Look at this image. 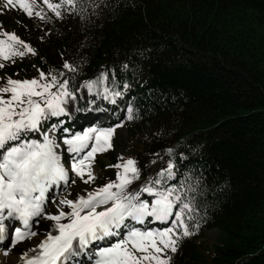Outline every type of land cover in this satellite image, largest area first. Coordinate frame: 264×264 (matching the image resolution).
Here are the masks:
<instances>
[{"label":"trees","instance_id":"16d2710c","mask_svg":"<svg viewBox=\"0 0 264 264\" xmlns=\"http://www.w3.org/2000/svg\"><path fill=\"white\" fill-rule=\"evenodd\" d=\"M97 3L62 19L44 6L46 20L4 7L9 16L0 15V29L14 31L35 55L2 61L0 85L75 63L80 92L69 107L78 108L91 96L82 82L108 70L111 84L114 68L117 89L136 90L121 155L140 169L131 184H143L169 159L176 165L169 183L200 178L199 229L181 240L171 264H264V0ZM117 157L111 147L100 163ZM105 173L101 183L114 178L113 169ZM212 229L220 235L203 250L200 238Z\"/></svg>","mask_w":264,"mask_h":264},{"label":"snow or ice","instance_id":"6c2138e0","mask_svg":"<svg viewBox=\"0 0 264 264\" xmlns=\"http://www.w3.org/2000/svg\"><path fill=\"white\" fill-rule=\"evenodd\" d=\"M6 4L18 5L29 17L41 20L48 19L44 6L59 19L65 13L83 14L89 6L93 10L99 7L97 0H43L42 5L36 0H6ZM28 54L35 55L31 44L14 31L0 29V67L2 61L15 62V57ZM127 67L120 66L122 71ZM61 69L41 70L32 79L6 77L0 85V249L8 255L17 245L30 241L37 235L34 225L43 220V239L18 249L21 264H66L81 254L92 264H171L181 240L199 229L196 195L200 187V178L191 174L169 183L176 176L172 159L132 191L128 186L139 178L140 169L133 158L121 157L123 162L115 165V180L85 190L76 199L64 197L57 202L54 191L49 199L50 189L61 182L67 190L70 171L85 183L94 179L86 162L112 147L115 127L121 126L92 125L74 131L62 127L65 122L58 119L41 131L42 122L67 115L69 102H75L80 92L75 87L79 66L65 61ZM111 73V84L109 71L104 70L81 87L115 103L122 92L117 89L114 68ZM127 119H134L131 106ZM58 130L66 134L59 141ZM29 134L40 138H29ZM167 151L171 154L173 150ZM143 194L147 195L141 198ZM156 223L161 226H154Z\"/></svg>","mask_w":264,"mask_h":264},{"label":"rangeland","instance_id":"374dc122","mask_svg":"<svg viewBox=\"0 0 264 264\" xmlns=\"http://www.w3.org/2000/svg\"><path fill=\"white\" fill-rule=\"evenodd\" d=\"M4 2H6V0H0V15H4V16L8 17L9 16L8 9L4 8L5 6H3V4H2ZM9 19H10V17H9ZM11 23H13V22H11L9 20L8 25H6V26L9 27V25H11ZM21 59H22L21 57H15L14 58L15 61H19ZM115 133L116 134H113V135H115V137L112 136V138H111V143H112V141L114 142L117 155L120 153L123 154L126 151V146L128 145L127 130L124 128H118V131L117 132L115 131ZM92 162L93 161H91V163ZM93 163H94V166L91 167V170L94 173V179L88 183H85L84 180H82L81 178L75 179V183H71L69 189L61 195V198L66 197L68 199H76L78 194L84 195L85 190L90 191L91 189L100 186L99 183H100L102 174L107 169L104 170L102 168L101 164L99 163V160H98V162L95 161ZM106 164H107L108 168L114 169L116 171V175H117L118 169L115 167V165H117L118 163L114 164L111 162H107ZM116 175H115V178H116ZM86 178H87V173H85V179ZM132 190H128V191H132ZM64 209H67V206H65ZM45 223H46V221H45ZM41 227L44 228V225H41ZM219 235L220 234H219L218 229H212V230L206 231L203 234V236L200 238V242H201V245L203 247V250L206 249L208 246H211L218 239ZM12 257H14V255ZM15 259H17V257Z\"/></svg>","mask_w":264,"mask_h":264},{"label":"bare ground","instance_id":"6f19581e","mask_svg":"<svg viewBox=\"0 0 264 264\" xmlns=\"http://www.w3.org/2000/svg\"><path fill=\"white\" fill-rule=\"evenodd\" d=\"M44 222H45V221H44ZM36 229H37L38 232H40V233H44V232L46 231L45 227L42 228L41 225H38ZM11 260H12V259H11Z\"/></svg>","mask_w":264,"mask_h":264}]
</instances>
